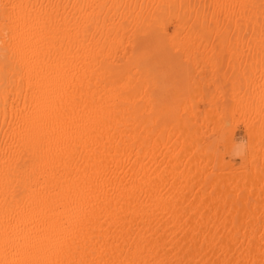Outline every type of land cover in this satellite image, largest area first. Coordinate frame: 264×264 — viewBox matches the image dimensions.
Here are the masks:
<instances>
[{
  "label": "bare ground",
  "instance_id": "bare-ground-1",
  "mask_svg": "<svg viewBox=\"0 0 264 264\" xmlns=\"http://www.w3.org/2000/svg\"><path fill=\"white\" fill-rule=\"evenodd\" d=\"M202 50L237 167L183 119ZM262 61L264 0H0V264H264Z\"/></svg>",
  "mask_w": 264,
  "mask_h": 264
},
{
  "label": "rangeland",
  "instance_id": "rangeland-1",
  "mask_svg": "<svg viewBox=\"0 0 264 264\" xmlns=\"http://www.w3.org/2000/svg\"><path fill=\"white\" fill-rule=\"evenodd\" d=\"M171 29L170 26V33ZM234 51L226 50L222 53L217 50H202L192 53L194 62L188 66L185 65L189 69L185 75L188 77L189 83L198 87V90L192 94V98L195 99L192 102L195 114L194 118L183 115V119L190 120L194 128L193 145L197 148H205L206 156L209 154L221 156L223 162L237 167L242 164L241 158L248 147L249 137L243 124L239 121V114L236 113L233 116L230 114V103H225V107H227L225 111V108H222L223 98H226L229 93H224L219 87L223 70L224 75H230L232 80L239 79L241 76L239 71L241 55L237 50ZM163 67L165 66H162V71H167V68ZM256 70L257 74L264 78L262 77L264 72H261L264 71V65H258ZM261 78V83H264V79ZM184 82V78H175L174 84L169 87L165 94L169 96L172 89L178 88ZM232 83L233 81L229 83L230 91L234 87ZM261 90H264V85H262ZM199 92L201 94H198ZM239 94L237 91L236 97H239ZM249 172L250 166L247 167V173Z\"/></svg>",
  "mask_w": 264,
  "mask_h": 264
}]
</instances>
